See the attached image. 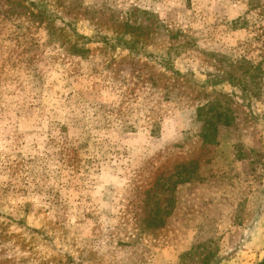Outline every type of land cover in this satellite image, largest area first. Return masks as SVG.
Here are the masks:
<instances>
[{
  "label": "rangeland",
  "instance_id": "1",
  "mask_svg": "<svg viewBox=\"0 0 264 264\" xmlns=\"http://www.w3.org/2000/svg\"><path fill=\"white\" fill-rule=\"evenodd\" d=\"M262 262L264 0H0V264Z\"/></svg>",
  "mask_w": 264,
  "mask_h": 264
},
{
  "label": "trees",
  "instance_id": "2",
  "mask_svg": "<svg viewBox=\"0 0 264 264\" xmlns=\"http://www.w3.org/2000/svg\"><path fill=\"white\" fill-rule=\"evenodd\" d=\"M155 227H160L161 224H157V225H154ZM260 264H264V262L260 263Z\"/></svg>",
  "mask_w": 264,
  "mask_h": 264
}]
</instances>
